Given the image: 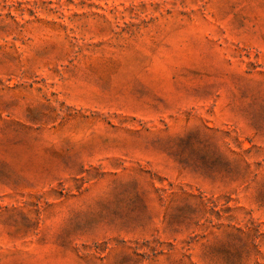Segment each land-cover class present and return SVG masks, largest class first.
<instances>
[{
  "label": "rangeland",
  "instance_id": "obj_1",
  "mask_svg": "<svg viewBox=\"0 0 264 264\" xmlns=\"http://www.w3.org/2000/svg\"><path fill=\"white\" fill-rule=\"evenodd\" d=\"M0 264H264V0H0Z\"/></svg>",
  "mask_w": 264,
  "mask_h": 264
}]
</instances>
